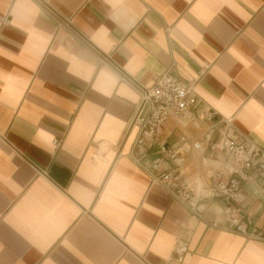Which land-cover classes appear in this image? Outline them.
Returning <instances> with one entry per match:
<instances>
[{
    "label": "crops",
    "instance_id": "crops-1",
    "mask_svg": "<svg viewBox=\"0 0 264 264\" xmlns=\"http://www.w3.org/2000/svg\"><path fill=\"white\" fill-rule=\"evenodd\" d=\"M202 70L162 163L195 184L225 159L179 139L205 138L207 110L264 150V0H0V264H167L181 238L183 264H264L263 240L211 226L224 200L194 215L136 145L140 87ZM240 206L264 225V178Z\"/></svg>",
    "mask_w": 264,
    "mask_h": 264
},
{
    "label": "built area",
    "instance_id": "built-area-1",
    "mask_svg": "<svg viewBox=\"0 0 264 264\" xmlns=\"http://www.w3.org/2000/svg\"><path fill=\"white\" fill-rule=\"evenodd\" d=\"M204 73L205 70H202L193 78L183 80L166 71L156 75L150 85L140 87L141 101L131 120V128L138 131L136 145L156 150L157 156L151 162V168L158 173L152 175L153 180L175 199L187 205L194 215L202 217L205 202L224 200L225 223L221 225L214 221L211 226L264 241V225L250 226L251 220L240 206V191L244 182L254 176L264 178V150L238 131L232 118L215 121L217 113L207 110L204 117L211 124L205 138L191 139L186 135L179 138L182 143H190L195 150L207 147L225 156L220 167L210 174L206 184H195L179 174L176 168H162L164 161L172 164L178 161V151L168 145L165 131L170 124L188 116L195 120L191 113L199 103L196 87ZM219 124H222L220 136L214 140L211 133ZM54 143L58 145L57 140ZM188 253L189 242L181 238L167 264H183Z\"/></svg>",
    "mask_w": 264,
    "mask_h": 264
}]
</instances>
